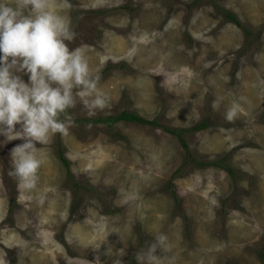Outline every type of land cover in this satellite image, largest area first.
Returning <instances> with one entry per match:
<instances>
[{
  "label": "rangeland",
  "instance_id": "obj_1",
  "mask_svg": "<svg viewBox=\"0 0 264 264\" xmlns=\"http://www.w3.org/2000/svg\"><path fill=\"white\" fill-rule=\"evenodd\" d=\"M53 10L110 97L92 118L129 111L161 125L81 123L78 103L69 134L37 144L29 193L8 175L22 141L0 135V264H137L161 233L176 264H264V0H54ZM164 126L189 129L197 159L225 157L234 172L185 164Z\"/></svg>",
  "mask_w": 264,
  "mask_h": 264
},
{
  "label": "clouds",
  "instance_id": "obj_2",
  "mask_svg": "<svg viewBox=\"0 0 264 264\" xmlns=\"http://www.w3.org/2000/svg\"><path fill=\"white\" fill-rule=\"evenodd\" d=\"M53 8L54 0H0V135L7 142L22 141L10 150L8 175L26 193L36 190L40 179L37 144H47L56 134L67 136L75 126L68 110L79 103L92 118L110 106V97L98 91L101 76L90 68L85 49L69 47L77 35L70 19ZM17 73L27 75L28 82ZM244 99L227 108V122L238 118ZM212 107L216 110L218 102ZM45 199L37 193L39 204ZM171 252L168 236L161 233L134 258L137 264H176L174 255H161Z\"/></svg>",
  "mask_w": 264,
  "mask_h": 264
},
{
  "label": "trees",
  "instance_id": "obj_3",
  "mask_svg": "<svg viewBox=\"0 0 264 264\" xmlns=\"http://www.w3.org/2000/svg\"><path fill=\"white\" fill-rule=\"evenodd\" d=\"M231 18L235 17L230 14L229 15ZM131 121V122H138L141 124H150L153 126H157V125H161L159 124L156 120H148L143 118L142 116L138 115L135 112H129V111H122L121 113L117 114V115H113V116H108V117H98V118H85V119H81L79 120L81 123H105L108 125H112L117 121ZM209 123L206 121H203L199 124H196L194 127L189 128L190 130H202L206 127H208ZM166 131L170 134H174L179 138L180 143L182 144L184 150L186 151V159H185V164L191 162L196 164L199 167H206V166H218L221 168L226 169L228 172L233 173V169L227 165L226 163V158H218L215 159L213 161H202L197 159L193 152L191 151L188 142L186 141V139L184 138V133L189 130V129H172L170 127H166L164 126ZM62 160L66 162L65 158L63 157V155L61 154ZM175 193V192H174Z\"/></svg>",
  "mask_w": 264,
  "mask_h": 264
}]
</instances>
